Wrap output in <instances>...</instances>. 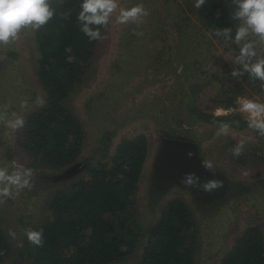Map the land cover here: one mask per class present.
Segmentation results:
<instances>
[{
    "label": "trees",
    "instance_id": "trees-1",
    "mask_svg": "<svg viewBox=\"0 0 264 264\" xmlns=\"http://www.w3.org/2000/svg\"><path fill=\"white\" fill-rule=\"evenodd\" d=\"M174 1L178 18L172 21L171 39L179 41L174 49L176 55L187 46L186 39L189 37L183 27L191 23L190 15H194L218 39L232 61L238 52L237 46L225 43L222 37L212 34L213 29L224 27L233 28L234 34L238 21L231 17V0H207L200 9L194 7L195 0ZM80 4L81 0H52L55 8L53 18L39 30L25 29L28 32L27 41L35 52L32 56L33 69L35 80L43 91L44 104L22 114L26 117V124L15 134L14 140L25 154L22 163L37 170L34 176L42 182L57 184L40 201L37 223H28L19 216L21 231L18 240H23L22 248L17 247V242L14 243L8 236L0 221V252L3 253L0 264H114L127 259L131 253L136 256V264H201L196 251L200 239L198 219L193 214L197 209L186 199L180 196L168 198L148 219V224L141 226L138 220L134 192L148 150L144 133L122 136L110 156L108 167H104V161L97 157L81 154L84 128L69 106L68 97L89 79L93 51L98 41H90L80 31L77 21ZM198 43L200 41L194 44L197 46ZM171 46L172 43L166 44L169 53ZM180 61L179 57L176 66H181V72L185 71L183 65L198 69L201 63L196 49L194 55L189 54V60ZM223 66L229 74L237 67L226 61ZM210 77L218 79L219 70H211ZM234 80L243 91L221 82L209 99L224 108L234 106L241 91L256 94L264 100V89L258 80H250L247 74ZM181 82L184 88L195 85L191 73H186ZM182 96L185 97L184 94ZM192 109L201 121L211 124H216L214 121H238L231 127L251 130L239 112L216 117L213 112L199 106ZM160 134L180 136L168 129H162ZM226 143L225 151L234 160L244 163L248 159L264 158L259 153L261 146L256 143L245 146L238 158L229 151L233 148V141ZM75 162L82 165L78 169L85 167V171L77 177L72 176L69 183L58 179L65 177L60 174ZM258 180L264 184V178ZM191 198L197 201L193 196ZM28 227L43 228V247L29 243L22 231ZM137 240H140L141 252H135ZM208 264H264L262 228L247 223L232 238L225 252Z\"/></svg>",
    "mask_w": 264,
    "mask_h": 264
},
{
    "label": "rangeland",
    "instance_id": "rangeland-1",
    "mask_svg": "<svg viewBox=\"0 0 264 264\" xmlns=\"http://www.w3.org/2000/svg\"><path fill=\"white\" fill-rule=\"evenodd\" d=\"M138 2H143L149 16L144 18L139 27L134 24H111L106 32L107 39L98 41L93 51L89 79L76 87L68 97L69 106L80 118L84 128L81 154L86 157L92 155L95 159L97 157L104 161V167H108L110 156L122 136L144 133L148 150L134 192L138 220L141 226L148 224V219L168 198L183 197L197 209L193 211L198 219L200 237L196 251L201 262L208 264L225 252L232 238L247 223L257 224L264 232V184L258 180L264 178V158L248 159L243 163L232 159L225 151L226 142L233 141L232 147H235L239 139L247 137L249 141L245 146L256 143L262 148L259 153L264 155V137H258L246 128L232 127L227 136H217L216 124L197 118L192 109L195 106L213 113L218 107L224 108L209 99L221 82L227 87H237L235 78L223 66L225 61L232 65L230 55L194 15H190L191 23L183 27L189 37L186 39L187 46L176 55L174 49L179 41L171 39L172 21L178 18L175 1L121 0L122 6ZM134 29L142 31L143 36L133 34ZM27 35L28 32L23 30L17 41L7 46L0 45V105L10 103V111L20 114L37 107L36 98L44 97L35 80L32 62L35 52L27 41ZM198 41L200 43L196 46L194 43ZM167 43H172L171 53L166 51ZM195 49L201 59L200 67L195 69L192 65H183L185 71L181 72V66H176L179 57L181 61H187L189 54L194 55ZM157 55L161 58L157 59ZM215 69L219 70L218 79L210 77L211 70ZM186 73L192 74L195 81L192 87L188 85V88H184L181 82ZM237 89L243 91L242 87ZM242 91L237 97L259 98L256 94ZM237 97L234 106L224 109L239 112ZM25 99L29 101L26 110L19 107L20 101ZM162 129L178 133V137L197 141L202 157L212 161L214 168L229 181V190L213 203L211 200L195 201L187 188L177 185L157 193L151 182V171ZM12 159L22 163L25 154L18 149L14 138H0V164L9 163ZM78 162H81L80 158ZM84 171L85 167H81L58 179L69 183L70 179ZM36 172L34 170V175ZM56 184L42 182L34 176L30 191L25 189L15 199L0 205V221L8 236L9 230L17 233L16 240L9 236L14 243L18 242L21 231L19 216L28 223H37L39 203ZM139 243L140 240H137L135 252H141ZM135 258L131 253L127 259L114 264H136Z\"/></svg>",
    "mask_w": 264,
    "mask_h": 264
},
{
    "label": "clouds",
    "instance_id": "clouds-1",
    "mask_svg": "<svg viewBox=\"0 0 264 264\" xmlns=\"http://www.w3.org/2000/svg\"><path fill=\"white\" fill-rule=\"evenodd\" d=\"M207 0H195L194 7L200 9ZM233 10L231 17L238 21L233 28H215L212 34L222 37L225 43L234 44L238 48L232 63L231 76L240 78L245 74L250 80L259 81L264 89V0H231ZM77 21L80 31L90 41L107 39L106 32L113 23L117 25L134 24L137 27L149 16V11L143 2L131 6H122L121 0H81ZM55 15L52 0H0V45L7 46L19 39L20 33L25 29L39 30ZM103 30V31H102ZM133 34L143 36L142 31L133 30ZM38 106L44 104L40 97L36 98ZM238 110L245 115L247 127L259 136L264 137V100L260 98L237 97ZM19 107L27 109L29 101L21 100ZM12 105H0V138L12 140L15 134L26 124V117L17 111H10ZM214 115L227 116L229 112L224 108H216ZM217 125V136H227L232 123L238 121H214ZM249 138H241L235 147L229 149L233 157L243 154ZM193 155L191 152L189 156ZM203 167L215 173L212 161L202 162ZM247 175V173H244ZM34 169L12 159L9 163L0 164V205L9 199H15L23 190L33 187ZM180 184L197 191L212 193L224 187V181L213 175L212 178L201 179L195 172L185 173ZM30 244L43 247V228L28 227L22 230ZM9 236L17 239L16 231L9 230ZM23 240H18L17 247H23ZM0 255H3L0 252Z\"/></svg>",
    "mask_w": 264,
    "mask_h": 264
},
{
    "label": "water",
    "instance_id": "water-1",
    "mask_svg": "<svg viewBox=\"0 0 264 264\" xmlns=\"http://www.w3.org/2000/svg\"><path fill=\"white\" fill-rule=\"evenodd\" d=\"M193 155L189 156V153ZM205 159L200 154L199 143L195 140L161 135L152 159L151 182L162 188L177 185L187 188L180 184L181 178L185 173L195 172L201 179L212 178L219 171L214 168L215 173L206 170L202 162ZM75 166V168H73ZM80 166L76 163L64 169L60 176L77 170Z\"/></svg>",
    "mask_w": 264,
    "mask_h": 264
},
{
    "label": "flooded vegetation",
    "instance_id": "flooded-vegetation-1",
    "mask_svg": "<svg viewBox=\"0 0 264 264\" xmlns=\"http://www.w3.org/2000/svg\"><path fill=\"white\" fill-rule=\"evenodd\" d=\"M77 166H78V164H77ZM73 168H75V166H73ZM214 175L216 178L224 181V187L223 188L218 189L212 193L201 192V191H197L195 189L188 188L191 195L199 201H210V200H213V199L220 197L223 193H225L227 190H229V188H228L229 187V181L227 180V178L220 171ZM153 187L157 190H160V191L165 189V188H162V187L157 186L155 184H153Z\"/></svg>",
    "mask_w": 264,
    "mask_h": 264
}]
</instances>
